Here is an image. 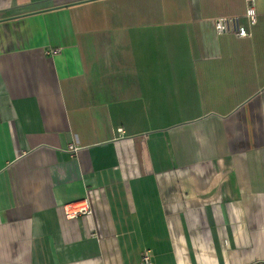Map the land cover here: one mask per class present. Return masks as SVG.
Masks as SVG:
<instances>
[{
  "label": "crops",
  "instance_id": "0c3cea01",
  "mask_svg": "<svg viewBox=\"0 0 264 264\" xmlns=\"http://www.w3.org/2000/svg\"><path fill=\"white\" fill-rule=\"evenodd\" d=\"M257 8L249 27L245 0H0V264L264 262Z\"/></svg>",
  "mask_w": 264,
  "mask_h": 264
},
{
  "label": "built area",
  "instance_id": "2783aa9c",
  "mask_svg": "<svg viewBox=\"0 0 264 264\" xmlns=\"http://www.w3.org/2000/svg\"><path fill=\"white\" fill-rule=\"evenodd\" d=\"M246 13L245 19L248 22L249 27H253L257 24L258 20V8L257 0H245ZM249 27L242 24L240 17H220L214 22V28L218 35L234 34L239 38H249L252 36ZM60 50H54L52 54L59 53ZM122 132V130H119ZM71 151L76 152V148L71 146ZM65 215L68 219H77L80 216L92 215V207L89 200H79L64 207ZM139 264H154L152 254L150 250H144L142 253L141 261ZM254 264H264V262H255Z\"/></svg>",
  "mask_w": 264,
  "mask_h": 264
}]
</instances>
